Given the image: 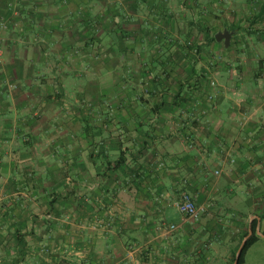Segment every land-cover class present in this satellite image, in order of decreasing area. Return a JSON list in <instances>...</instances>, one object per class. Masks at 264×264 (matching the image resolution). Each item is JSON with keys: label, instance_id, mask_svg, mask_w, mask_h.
Returning <instances> with one entry per match:
<instances>
[{"label": "crops", "instance_id": "1", "mask_svg": "<svg viewBox=\"0 0 264 264\" xmlns=\"http://www.w3.org/2000/svg\"><path fill=\"white\" fill-rule=\"evenodd\" d=\"M0 49V264H234L253 222L264 264V0H0Z\"/></svg>", "mask_w": 264, "mask_h": 264}, {"label": "built area", "instance_id": "2", "mask_svg": "<svg viewBox=\"0 0 264 264\" xmlns=\"http://www.w3.org/2000/svg\"><path fill=\"white\" fill-rule=\"evenodd\" d=\"M173 206L185 218L196 220L199 217V208L196 206L191 194L187 191H180L178 197L173 201ZM175 229L176 226L174 224H170L167 228L170 232Z\"/></svg>", "mask_w": 264, "mask_h": 264}, {"label": "trees", "instance_id": "3", "mask_svg": "<svg viewBox=\"0 0 264 264\" xmlns=\"http://www.w3.org/2000/svg\"><path fill=\"white\" fill-rule=\"evenodd\" d=\"M215 41V38L214 37H206V42L209 44L211 42H214ZM251 231H252V234L246 239L243 247H242V250H241V254L239 256V260H238V264H242L243 263V257H244V254L246 252V250L258 239L256 234H255V224L254 222L251 224Z\"/></svg>", "mask_w": 264, "mask_h": 264}, {"label": "water", "instance_id": "4", "mask_svg": "<svg viewBox=\"0 0 264 264\" xmlns=\"http://www.w3.org/2000/svg\"><path fill=\"white\" fill-rule=\"evenodd\" d=\"M215 39L217 41H221L223 40L224 42V45L225 46H228L229 45V41H230V34L225 31V32H222V33H218L216 36H215ZM247 239V238H246ZM246 239L243 241V243L241 244V246L239 247V249L237 250L236 254H235V259H234V264H238V260H239V256L241 254V250H242V247L246 241Z\"/></svg>", "mask_w": 264, "mask_h": 264}, {"label": "rangeland", "instance_id": "5", "mask_svg": "<svg viewBox=\"0 0 264 264\" xmlns=\"http://www.w3.org/2000/svg\"><path fill=\"white\" fill-rule=\"evenodd\" d=\"M196 41H197L196 39L189 38V39L186 40V42H189V45L186 42H185V44L187 46H190L191 48H194L193 45L197 46ZM1 63H2V56H1V49H0V65H1Z\"/></svg>", "mask_w": 264, "mask_h": 264}]
</instances>
